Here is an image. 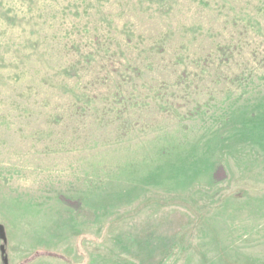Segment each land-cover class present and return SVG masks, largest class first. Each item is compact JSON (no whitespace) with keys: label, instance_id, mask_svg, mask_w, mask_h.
Instances as JSON below:
<instances>
[{"label":"rangeland","instance_id":"374dc122","mask_svg":"<svg viewBox=\"0 0 264 264\" xmlns=\"http://www.w3.org/2000/svg\"><path fill=\"white\" fill-rule=\"evenodd\" d=\"M0 225V264H264V0H0Z\"/></svg>","mask_w":264,"mask_h":264},{"label":"trees","instance_id":"16d2710c","mask_svg":"<svg viewBox=\"0 0 264 264\" xmlns=\"http://www.w3.org/2000/svg\"><path fill=\"white\" fill-rule=\"evenodd\" d=\"M0 227H2V226L0 225ZM2 228H4V227H2ZM40 252H43L44 253L45 250L40 249ZM58 254H60V253H58ZM28 256L26 257L25 260L19 261L18 264H30V263H32V261L34 260V258H31L30 256L29 257ZM48 257L49 258H53V259H60V258L62 259L63 255H60L59 257L58 256L49 255ZM35 259H37V258H35Z\"/></svg>","mask_w":264,"mask_h":264}]
</instances>
